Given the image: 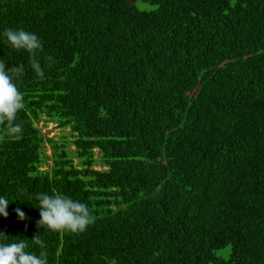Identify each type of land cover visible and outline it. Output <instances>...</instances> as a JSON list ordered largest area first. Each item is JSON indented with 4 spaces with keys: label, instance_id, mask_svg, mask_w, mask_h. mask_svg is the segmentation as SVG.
Returning <instances> with one entry per match:
<instances>
[{
    "label": "trees",
    "instance_id": "trees-1",
    "mask_svg": "<svg viewBox=\"0 0 264 264\" xmlns=\"http://www.w3.org/2000/svg\"><path fill=\"white\" fill-rule=\"evenodd\" d=\"M7 28L43 42L42 79ZM0 60L24 66L25 105L0 140V243L48 264H264V0H0ZM40 192L94 223L38 227Z\"/></svg>",
    "mask_w": 264,
    "mask_h": 264
},
{
    "label": "clouds",
    "instance_id": "clouds-1",
    "mask_svg": "<svg viewBox=\"0 0 264 264\" xmlns=\"http://www.w3.org/2000/svg\"><path fill=\"white\" fill-rule=\"evenodd\" d=\"M8 43L15 49H24L29 53V63L39 78L44 77L38 52L43 50V42L34 33L23 29L7 28L3 32ZM46 66H50L54 58L46 56ZM24 66H12L6 69V63L0 60V125H5L4 134L0 135V140L4 135L17 136L22 132V125L16 123L19 110L24 108L23 94L18 90L14 80L22 77ZM35 199L39 202L40 219L37 221L38 227L51 230H66L71 232H82L89 225L94 223L95 216L89 211L86 204L63 194L56 193H36ZM9 201L0 197V216H8L7 206ZM16 214L20 220L25 219V213L16 209ZM3 232H0V240H6ZM28 239H19L18 242L0 243V264H48L47 252L41 251L39 255L26 251L29 247ZM33 244L44 249L45 245L40 235H34L31 239Z\"/></svg>",
    "mask_w": 264,
    "mask_h": 264
},
{
    "label": "rangeland",
    "instance_id": "rangeland-1",
    "mask_svg": "<svg viewBox=\"0 0 264 264\" xmlns=\"http://www.w3.org/2000/svg\"><path fill=\"white\" fill-rule=\"evenodd\" d=\"M138 2V1H137ZM138 6L139 9L141 10H149V9H154V6H146L145 4H143L142 2H138ZM37 126L39 128H41V134L50 138V137H54L55 139L60 137V136H69V132L68 129L65 130H61L59 129L54 123H50V122H45L43 120H40L37 124ZM45 147V152L47 154L50 153V149H49V144H44L43 145ZM98 154L97 152L95 153V157L97 158ZM96 168L99 167V165L95 166Z\"/></svg>",
    "mask_w": 264,
    "mask_h": 264
}]
</instances>
